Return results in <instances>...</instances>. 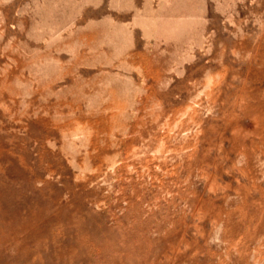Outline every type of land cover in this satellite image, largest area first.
Listing matches in <instances>:
<instances>
[{
	"label": "rangeland",
	"instance_id": "obj_1",
	"mask_svg": "<svg viewBox=\"0 0 264 264\" xmlns=\"http://www.w3.org/2000/svg\"><path fill=\"white\" fill-rule=\"evenodd\" d=\"M0 264H264V0H0Z\"/></svg>",
	"mask_w": 264,
	"mask_h": 264
}]
</instances>
